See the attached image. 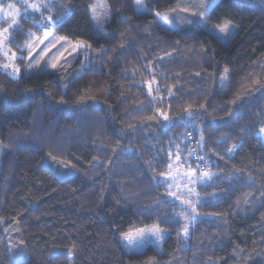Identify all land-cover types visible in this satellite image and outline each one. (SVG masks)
<instances>
[{
  "label": "trees",
  "instance_id": "trees-1",
  "mask_svg": "<svg viewBox=\"0 0 264 264\" xmlns=\"http://www.w3.org/2000/svg\"><path fill=\"white\" fill-rule=\"evenodd\" d=\"M105 1L103 37L92 0H51L13 31L19 47L52 33L93 59L61 78L0 70V264H69L52 248L73 264H264V0L214 2L206 21L237 27L226 45L200 27L159 26L153 13L178 0H142L140 14L131 0ZM197 147L213 180L197 189L185 239L166 176ZM149 226L165 232L161 250L126 253L120 236Z\"/></svg>",
  "mask_w": 264,
  "mask_h": 264
},
{
  "label": "rangeland",
  "instance_id": "rangeland-1",
  "mask_svg": "<svg viewBox=\"0 0 264 264\" xmlns=\"http://www.w3.org/2000/svg\"><path fill=\"white\" fill-rule=\"evenodd\" d=\"M51 0H15L9 3L0 2V70L11 78H18L20 75H31L38 72H50L55 77L65 75L72 69L74 63H79L81 68L87 67L93 59L85 46L80 47L82 42H71L63 37L56 36L52 33L31 36L24 46L19 47L18 43L13 40V31L17 29L25 19H32L41 14L44 10H49ZM134 12L140 14L147 9L140 0H131ZM216 0H212L214 4ZM263 1V0H262ZM35 4L37 9L28 7ZM207 0H178L170 8L154 12L156 23L165 30H178L183 28L200 27L212 35L221 44L226 45L237 32V27L227 21L219 24H211L206 21L205 16L210 8L201 7L206 5ZM25 8L27 13L25 14ZM19 10V15L16 14ZM6 12H12L16 19V24H12L13 16H6ZM91 28L96 36H105L104 27L109 21V10L105 0H92L88 10ZM202 13V15H199ZM159 14V15H157ZM49 15L34 21L37 26L43 27L51 23ZM4 29H8L5 33ZM223 29V31H221ZM5 37H7L5 39ZM84 45V43H83ZM4 65H10L7 69ZM13 69H19L14 72ZM228 70L223 68L220 72L216 84V90L224 91L228 85ZM264 132V129H263ZM263 132H261L263 134ZM4 148L0 145V161L4 153ZM188 150V154L180 159L178 155L175 165L177 167L168 170L166 182L169 183L168 191L180 207V220L183 225L182 236L187 238L189 229L200 216L196 213L198 205L197 189L202 185L209 184L213 180V175L209 173L205 163L207 157L202 153ZM190 158L195 160V168L189 170ZM40 165L47 167L54 173L57 178L67 176V166L63 162L55 161L50 156H44ZM69 172V171H67ZM171 172V173H170ZM176 173L173 175L172 173ZM207 174V175H205ZM174 201V200H173ZM165 237V232L155 226H149L137 231L126 233L120 236L119 241L123 250L128 253H138L144 248L150 246L161 250V242ZM63 253L73 264V252L69 249L52 248L50 255Z\"/></svg>",
  "mask_w": 264,
  "mask_h": 264
},
{
  "label": "snow or ice",
  "instance_id": "snow-or-ice-1",
  "mask_svg": "<svg viewBox=\"0 0 264 264\" xmlns=\"http://www.w3.org/2000/svg\"><path fill=\"white\" fill-rule=\"evenodd\" d=\"M137 3L139 4L140 3V0H137ZM213 6V3H212V0H207V4L206 5H201V7H207V8H211ZM28 7H31L33 9H37L38 6L35 5V4H32V5H29ZM27 13V8H25V14ZM16 14L19 15V10H16ZM6 16H13V13L12 12H6L5 13ZM159 15V14H157ZM199 15H202V13H200ZM51 19V18H50ZM12 24L15 25L16 24V19L15 17L13 16V19H12ZM8 31V29H4V32L6 33ZM221 31H223V29H221ZM7 37H5L6 39ZM83 43H81L80 47H83ZM8 67H10V65H4V68L7 69ZM14 72H18L19 69H13ZM167 119V118H165ZM207 175V174H205Z\"/></svg>",
  "mask_w": 264,
  "mask_h": 264
}]
</instances>
